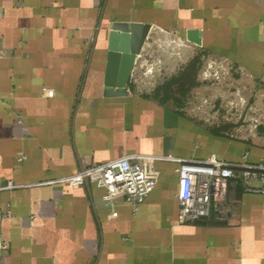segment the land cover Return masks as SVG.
I'll list each match as a JSON object with an SVG mask.
<instances>
[{
    "label": "crops",
    "instance_id": "crops-1",
    "mask_svg": "<svg viewBox=\"0 0 264 264\" xmlns=\"http://www.w3.org/2000/svg\"><path fill=\"white\" fill-rule=\"evenodd\" d=\"M172 32L223 60L264 92V0H0V264H264V195L220 182L228 209L179 224L177 164L157 161L160 177L137 208L103 201L105 189L51 183L128 156L239 163L264 159L260 139L214 131L132 91L106 96L112 23ZM200 32L201 46L186 38ZM148 35V36H149ZM137 74V75H136ZM178 118L166 125L164 111ZM259 186L258 182L252 183Z\"/></svg>",
    "mask_w": 264,
    "mask_h": 264
},
{
    "label": "rangeland",
    "instance_id": "rangeland-1",
    "mask_svg": "<svg viewBox=\"0 0 264 264\" xmlns=\"http://www.w3.org/2000/svg\"><path fill=\"white\" fill-rule=\"evenodd\" d=\"M144 47V63L136 74L137 81L144 76V86H133V92L163 97L162 84L192 65L191 87L184 96L175 94L167 106L179 99L180 111L197 122L264 143V92L246 85L242 72L187 46L172 32L154 29Z\"/></svg>",
    "mask_w": 264,
    "mask_h": 264
},
{
    "label": "built area",
    "instance_id": "built-area-1",
    "mask_svg": "<svg viewBox=\"0 0 264 264\" xmlns=\"http://www.w3.org/2000/svg\"><path fill=\"white\" fill-rule=\"evenodd\" d=\"M3 56L0 50V58ZM157 161H172L178 165L176 198L179 224L202 222L209 219L213 212L219 215L227 212L224 203L216 199L221 181L241 184L246 192L264 195V159L249 163L247 155L239 163L221 161L215 156L206 160H183L171 156L128 155L102 164H86L78 173L51 183L81 187L89 182L105 189L103 201L106 204L123 201L137 208L158 183L160 173L154 167ZM254 182H258L259 186H254ZM14 187L8 183L0 191ZM7 214L0 205V251L9 247L2 233L3 219Z\"/></svg>",
    "mask_w": 264,
    "mask_h": 264
},
{
    "label": "water",
    "instance_id": "water-1",
    "mask_svg": "<svg viewBox=\"0 0 264 264\" xmlns=\"http://www.w3.org/2000/svg\"><path fill=\"white\" fill-rule=\"evenodd\" d=\"M151 25L140 23H112L107 38V60L104 77L106 96H125L136 57L150 33ZM187 40L201 46L200 32L189 30ZM166 125L175 126L178 115L165 110Z\"/></svg>",
    "mask_w": 264,
    "mask_h": 264
},
{
    "label": "trees",
    "instance_id": "trees-1",
    "mask_svg": "<svg viewBox=\"0 0 264 264\" xmlns=\"http://www.w3.org/2000/svg\"><path fill=\"white\" fill-rule=\"evenodd\" d=\"M192 65H188L180 75L172 76L168 80H166L162 87L159 89H162L164 96L159 97L158 94H152V95H144V97L153 98L154 100L158 101L161 105L167 106L168 102H170L171 99H174L175 94H180L184 96L187 93V90L191 87V80L190 78V69ZM191 81V82H190ZM193 84V83H192ZM179 99H176L175 107L179 110L178 103ZM214 129V128H213ZM220 131V129H214V131Z\"/></svg>",
    "mask_w": 264,
    "mask_h": 264
}]
</instances>
